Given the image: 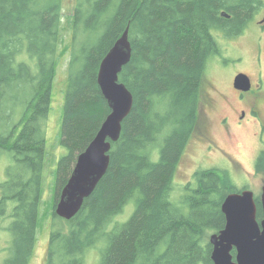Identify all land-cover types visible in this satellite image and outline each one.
<instances>
[{"label": "trees", "instance_id": "16d2710c", "mask_svg": "<svg viewBox=\"0 0 264 264\" xmlns=\"http://www.w3.org/2000/svg\"><path fill=\"white\" fill-rule=\"evenodd\" d=\"M63 5L0 0V154L19 169L9 168L0 182V229L3 216L11 217L13 234L4 264H28L34 253ZM260 6L261 0H76L61 138L67 154L58 163L46 264H84L105 242L100 264H213L209 233L225 227L222 203L238 188L229 172L201 169L176 196L175 176L203 129L206 70L223 54L216 34L238 37ZM127 28L133 52L120 81L133 93V109L106 175L66 220L56 204L78 155L111 112L98 74ZM263 165L264 151L256 168ZM131 201V218L109 228Z\"/></svg>", "mask_w": 264, "mask_h": 264}, {"label": "rangeland", "instance_id": "374dc122", "mask_svg": "<svg viewBox=\"0 0 264 264\" xmlns=\"http://www.w3.org/2000/svg\"><path fill=\"white\" fill-rule=\"evenodd\" d=\"M76 0H64L62 23L60 31V46L56 64V74L53 85L50 113L46 122L45 160L42 174V194L38 216V228L34 253L28 264H46L53 221V203L57 192V169L61 157L67 154V149L61 144L62 127L65 111V98L68 84V65L70 61L71 41L73 33V16ZM264 13V12H263ZM262 15L256 14L247 24L242 35L226 38L217 33L223 54L214 57L206 70V89L201 106V129L190 141L175 176L174 195L181 196L187 184L193 181L194 174L201 169H218L229 172L234 184L239 189H250L255 196L260 197L264 186V165L256 168L259 140L258 127L254 122L244 121L238 125V114L233 107L239 109L238 96L232 82L239 73H247L257 80L259 27L256 20ZM264 47V39L262 40ZM264 66V51H263ZM21 97L26 99L28 91ZM210 99L215 106H209ZM23 112V106L17 107L14 120L18 121ZM229 116L231 134L227 133L221 124L223 117ZM263 143L261 142V145ZM8 153L0 154V182L7 179V170L18 172L13 167ZM2 193L0 191V197ZM9 207V206H7ZM135 211L131 201L125 210L115 218L116 223L127 222ZM0 229V264L10 256L13 234L8 227L12 218L5 215ZM213 232L209 233V239ZM103 246L92 248L86 255L84 264H100ZM97 246V245H96Z\"/></svg>", "mask_w": 264, "mask_h": 264}, {"label": "water", "instance_id": "95a60500", "mask_svg": "<svg viewBox=\"0 0 264 264\" xmlns=\"http://www.w3.org/2000/svg\"><path fill=\"white\" fill-rule=\"evenodd\" d=\"M222 16L229 18L227 12ZM132 44L127 28L102 60L98 83L111 112L88 147L78 155L68 182L62 188L55 213L70 220L82 209L106 175L112 145L122 133L124 120L131 113L134 96L120 81V73L132 59ZM237 89H250V77L239 73L234 79ZM264 210V188L262 195ZM226 224L210 236L213 264H264V219L258 220L255 193L250 189L229 193L222 203Z\"/></svg>", "mask_w": 264, "mask_h": 264}, {"label": "flooded vegetation", "instance_id": "af4514ba", "mask_svg": "<svg viewBox=\"0 0 264 264\" xmlns=\"http://www.w3.org/2000/svg\"><path fill=\"white\" fill-rule=\"evenodd\" d=\"M264 12V0H261V6L256 12L258 15H262ZM255 14V15H256ZM254 15V17H255ZM253 17V18H254ZM259 27V37H258V52H257V66L258 77L257 80L253 79V76L247 74L250 77V89L247 91L239 90L234 85V79L232 82L234 90L237 92L239 109L233 107V111L238 114V125H243L244 121L249 120V122H254L258 127L257 137L259 140V149L257 151V157L259 158L260 153L264 151V66H263V51L264 47L262 40L264 39V13L263 16L256 20ZM241 33L240 35H242ZM239 35V36H240ZM245 73V72H244ZM214 100L210 99L209 106H215ZM221 124L225 127L227 133L231 134V123L229 121V116L223 117ZM261 142L263 143L261 145ZM264 188V186H263ZM263 188L260 197L255 196V201L258 207V220L261 222L264 219V210L262 205V195ZM245 189H237L236 191L241 192ZM235 192V191H234Z\"/></svg>", "mask_w": 264, "mask_h": 264}]
</instances>
